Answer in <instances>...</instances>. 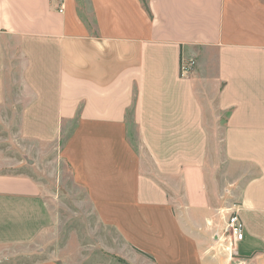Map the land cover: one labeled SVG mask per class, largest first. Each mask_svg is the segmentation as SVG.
<instances>
[{"label": "crops", "instance_id": "0c3cea01", "mask_svg": "<svg viewBox=\"0 0 264 264\" xmlns=\"http://www.w3.org/2000/svg\"><path fill=\"white\" fill-rule=\"evenodd\" d=\"M49 150L130 264H264V0H0V264H68L25 171ZM225 172L245 235L222 246Z\"/></svg>", "mask_w": 264, "mask_h": 264}, {"label": "rangeland", "instance_id": "374dc122", "mask_svg": "<svg viewBox=\"0 0 264 264\" xmlns=\"http://www.w3.org/2000/svg\"><path fill=\"white\" fill-rule=\"evenodd\" d=\"M143 1L145 2L146 0ZM84 3L86 4L87 0H81V4ZM6 115L4 113V117ZM71 128L72 125H64V133L59 146L66 143ZM13 131L18 133L17 125L14 126ZM129 137L133 145L141 153L142 160L146 161L147 157L141 148L138 131L133 119H131L129 124ZM20 144L26 150L30 149L32 153L39 155V147L35 146L34 143L21 141ZM217 150L218 156L216 158L221 163L219 143ZM48 152L49 154L39 162L42 164H40L39 168H36V170L38 169L36 172L25 169L26 172H31L32 174L37 173V176L51 187V195L56 196V202L49 205L53 213H55L56 223L54 221L53 230L50 231V242L48 246L51 250L58 249V252L64 258L66 257L68 264H130L121 255L123 240L114 229L106 228L99 224L97 218L92 214L91 205L86 199L85 192L74 182L71 169L67 165V162L60 157L58 150L53 152L49 150ZM223 160L224 165H226L224 152ZM230 174V172H225L223 179H219L221 181L219 186L224 192L225 199L220 224L217 226L213 240H219L220 237L217 236L218 234H225V238L220 239L222 246L230 244V233L226 229V220L229 213H231L230 206L235 202L232 186H228L231 180ZM38 245H40L39 240L28 245L27 250H31L33 254H27L22 259L39 258L41 252L39 251L40 248Z\"/></svg>", "mask_w": 264, "mask_h": 264}, {"label": "built area", "instance_id": "2783aa9c", "mask_svg": "<svg viewBox=\"0 0 264 264\" xmlns=\"http://www.w3.org/2000/svg\"><path fill=\"white\" fill-rule=\"evenodd\" d=\"M195 62L193 60L190 61H182L181 63V75L188 76L194 69ZM226 229L230 233V238L234 241L242 240L245 235V224L243 219L240 217L238 212H231L228 215L226 220Z\"/></svg>", "mask_w": 264, "mask_h": 264}]
</instances>
